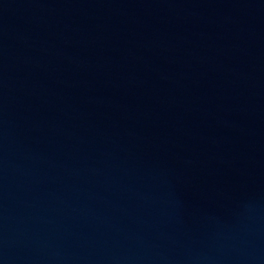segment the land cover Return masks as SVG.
<instances>
[{
  "label": "water",
  "instance_id": "1",
  "mask_svg": "<svg viewBox=\"0 0 264 264\" xmlns=\"http://www.w3.org/2000/svg\"><path fill=\"white\" fill-rule=\"evenodd\" d=\"M0 264H264V0H0Z\"/></svg>",
  "mask_w": 264,
  "mask_h": 264
}]
</instances>
